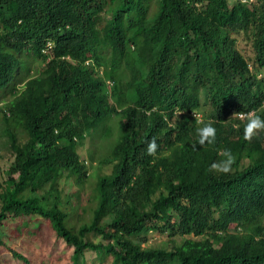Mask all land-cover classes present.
Instances as JSON below:
<instances>
[{"label": "trees", "instance_id": "1", "mask_svg": "<svg viewBox=\"0 0 264 264\" xmlns=\"http://www.w3.org/2000/svg\"><path fill=\"white\" fill-rule=\"evenodd\" d=\"M262 68L264 0H0V264H32L21 242L44 223L68 264H264V133L214 121L200 146L191 113L258 106ZM115 101L118 138L85 158ZM225 149L231 172L210 171Z\"/></svg>", "mask_w": 264, "mask_h": 264}, {"label": "rangeland", "instance_id": "2", "mask_svg": "<svg viewBox=\"0 0 264 264\" xmlns=\"http://www.w3.org/2000/svg\"><path fill=\"white\" fill-rule=\"evenodd\" d=\"M29 60V69L28 75H33L38 72L39 65L42 64V61L40 59H37L36 57H28ZM26 67V64H25ZM262 73H264V68L260 70ZM26 78V77H25ZM19 87H21V84H19ZM12 97V94L9 92L4 93V95H0V105L5 102V99H9ZM122 114H116L113 113L110 115L107 119L103 118L99 124H97L98 128L94 131L98 132L100 135L94 137L91 139L90 136H87L86 142L84 143L82 148H79L80 153L87 158V152L91 147H94L96 149V152H100L101 149H104L105 146L108 147L111 143L115 142L119 135V120L121 119ZM106 119V121H105ZM4 136L0 133V180L6 175L5 169L8 167L10 160L12 157L9 155V152L6 150L3 143ZM92 141V143L90 142ZM88 147V148H87ZM95 162V161H93ZM95 163H93L89 170L91 173H94L96 171ZM106 169L105 166L102 167V170ZM61 184H65L67 186H70L72 188H77L79 185L75 182H72L68 180L65 176H62L60 179ZM90 180L92 181L93 178H88L84 185L80 189L81 191V201L85 203L87 200V192L90 190ZM71 184H70V183ZM80 211V209H78ZM85 218L88 217V213L83 214ZM167 239L165 233L164 234H158L152 231L150 233L149 239L147 241H144L143 245H146L150 242L162 244V242ZM23 248H25L29 253L30 260L32 264H68L69 263V253L65 250L62 252L59 247L60 244L57 245L54 243V237H53V229L48 223L41 224V226L38 228V232L30 237L29 240H22ZM167 246H170V243L167 244ZM90 254V253H89Z\"/></svg>", "mask_w": 264, "mask_h": 264}, {"label": "clouds", "instance_id": "3", "mask_svg": "<svg viewBox=\"0 0 264 264\" xmlns=\"http://www.w3.org/2000/svg\"><path fill=\"white\" fill-rule=\"evenodd\" d=\"M107 90L110 91V86L113 82V79L110 77L105 78ZM130 102L125 104H120L117 101L114 102V106L117 112L116 114L121 113L122 117L119 122L124 120L122 109ZM214 109V110H211ZM264 109V100L256 107H250L247 109L239 110L232 115H226L223 118H218L215 114L218 111L227 110V108H213L210 101L202 103L201 109L195 110L192 113L193 121L197 126V136L198 140L196 144L204 146L205 144H212L216 139V129L213 127L211 122L220 121L222 123L230 122L233 126L238 125V120L244 122L243 124V138L245 141L251 143L254 138H258L261 133H264V118L261 117L260 113ZM113 113H105L104 118H108ZM182 112L178 113L181 115ZM105 119V121H106ZM195 147V145H194ZM158 145L156 139L153 137L150 141L147 142V155L154 156L156 154ZM223 159L218 162H214L210 166V171L222 174H228L232 170V165L235 162V157L232 152L228 149L223 150L221 153Z\"/></svg>", "mask_w": 264, "mask_h": 264}]
</instances>
